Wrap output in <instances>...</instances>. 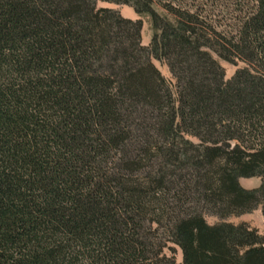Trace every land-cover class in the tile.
I'll list each match as a JSON object with an SVG mask.
<instances>
[{"label":"trees","instance_id":"obj_1","mask_svg":"<svg viewBox=\"0 0 264 264\" xmlns=\"http://www.w3.org/2000/svg\"><path fill=\"white\" fill-rule=\"evenodd\" d=\"M209 1L0 0V264H264V0Z\"/></svg>","mask_w":264,"mask_h":264},{"label":"rangeland","instance_id":"obj_2","mask_svg":"<svg viewBox=\"0 0 264 264\" xmlns=\"http://www.w3.org/2000/svg\"><path fill=\"white\" fill-rule=\"evenodd\" d=\"M187 1L189 2V0H187ZM200 1H202V0H200ZM204 1H206V0H204ZM207 3H208L207 4V10L212 13L214 19L220 20V23L223 24V26H226V25L229 26L231 24L232 14L237 12L238 8L242 4V1L241 0H219V1H214V2L209 1ZM98 6L99 7L105 6V7L116 9V10L120 11V13L126 18H130V19H134V20L140 18L139 15L136 13L135 9L131 6H128V5H116V4H111V3L99 1ZM142 19L144 22L143 30H142L143 45L148 46L150 44V42L152 40V36H153L151 19H150V16H148V15L143 16ZM215 57L218 58L217 55H215ZM219 61L224 66V68L226 70L227 79H230L238 68L244 66L243 63H239L238 65L235 66V65H232L231 63L226 62V61L221 60V59H219ZM153 62L160 69L161 73L168 80H171L174 83V80L172 78V75H171L167 65L165 63L160 62V61L155 60V59H153ZM241 182H243V187H245L247 189H252V188L258 187L261 183V180L259 178H252V179H242ZM259 209L253 211L252 213H247V214H244L241 216H232V217L228 218L227 221L233 222V223H240V222H244V220H246V221H249L250 224L252 223L253 225L259 226V225H261V220L263 217L262 214L260 213ZM207 220L209 223H217L220 221L215 216H207ZM174 247L177 250V253H176L177 262L179 264H183L181 250L177 246H174Z\"/></svg>","mask_w":264,"mask_h":264},{"label":"crops","instance_id":"obj_3","mask_svg":"<svg viewBox=\"0 0 264 264\" xmlns=\"http://www.w3.org/2000/svg\"><path fill=\"white\" fill-rule=\"evenodd\" d=\"M250 179H252V178H250ZM242 180V179H241ZM241 180H240V182H241ZM241 184L243 185V182H241ZM259 211H260V213L262 214V211H261V208L259 209ZM263 216V215H262ZM244 222H247V223H249L250 224V222L249 221H246V220H244ZM251 225L253 226V227H256V228H258L261 232H264V218L262 217V220H261V225H253L252 223H251Z\"/></svg>","mask_w":264,"mask_h":264}]
</instances>
